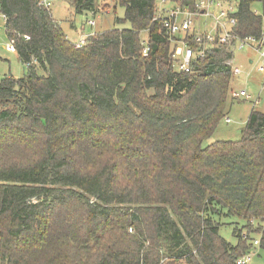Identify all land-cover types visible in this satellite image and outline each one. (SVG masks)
<instances>
[{
  "label": "trees",
  "instance_id": "16d2710c",
  "mask_svg": "<svg viewBox=\"0 0 264 264\" xmlns=\"http://www.w3.org/2000/svg\"><path fill=\"white\" fill-rule=\"evenodd\" d=\"M40 1L0 0L25 66L0 80V264H236L256 238L264 250V112L239 140L203 146L225 117L233 45L176 72L159 0H112L129 29L80 49ZM254 1L239 0L241 37L261 35ZM225 218L242 223L235 245Z\"/></svg>",
  "mask_w": 264,
  "mask_h": 264
},
{
  "label": "rangeland",
  "instance_id": "374dc122",
  "mask_svg": "<svg viewBox=\"0 0 264 264\" xmlns=\"http://www.w3.org/2000/svg\"><path fill=\"white\" fill-rule=\"evenodd\" d=\"M49 8L53 19L59 24L71 43L79 40V34L96 35L113 27L118 29H129L128 23L114 25V19H122L123 8L117 6L113 13L114 2L112 0H94L96 7L95 16L91 13L76 14L68 0H50ZM167 0L157 1L156 7L171 8ZM251 10L257 15L264 16V0H255ZM93 23L90 27L88 23ZM3 22L0 19V80L6 76L21 78L25 73L23 66L10 45V42L3 30ZM249 60L252 63H249ZM232 68L239 67L240 74L232 76L231 93L229 95L225 117L218 123L212 136L206 140L203 146L215 141H237L241 137V130L252 110L264 112V71H259V67H264V61L255 52L244 50L235 52L234 59L229 62ZM244 91L250 99L233 98L232 92ZM257 102V105L254 103ZM229 120L227 123L226 120ZM224 224L219 229V235L229 244L234 245L236 238L232 235L234 225L242 226V223L235 218H225L221 220ZM258 238H256L257 240ZM257 252L249 264H264V250L255 247Z\"/></svg>",
  "mask_w": 264,
  "mask_h": 264
},
{
  "label": "built area",
  "instance_id": "2783aa9c",
  "mask_svg": "<svg viewBox=\"0 0 264 264\" xmlns=\"http://www.w3.org/2000/svg\"><path fill=\"white\" fill-rule=\"evenodd\" d=\"M171 8H157L154 21L160 20L163 24L164 36L168 42L174 43V69L176 72L189 73L194 59L203 58L206 51L214 45L232 44L234 51L250 49L264 61V23L260 37H241L236 33V14L239 0H192L191 4H179L167 0ZM40 5L46 9L51 6L50 0H41ZM3 24L6 17L0 11ZM88 25H91L89 22ZM93 36V35H92ZM91 35H80L74 43L77 49L82 48ZM28 40L27 37H24ZM13 48V42L9 41ZM193 43V47L190 46ZM148 32L142 35V55H148ZM230 65V63H228ZM259 71H264L260 66ZM232 76L240 74L238 68L231 69ZM233 98L250 97L244 92H232ZM257 105V102L254 103ZM228 123L229 120L227 119ZM259 246L258 240L252 242V248L243 257L237 259L236 264H249L255 255L254 248Z\"/></svg>",
  "mask_w": 264,
  "mask_h": 264
},
{
  "label": "crops",
  "instance_id": "0c3cea01",
  "mask_svg": "<svg viewBox=\"0 0 264 264\" xmlns=\"http://www.w3.org/2000/svg\"><path fill=\"white\" fill-rule=\"evenodd\" d=\"M93 16V15H92ZM95 16V15H94ZM260 16V15H259ZM262 18H263V23H264V16H261ZM90 27H94V24L91 22V25H89ZM90 34H93L92 32L90 33ZM90 34H88V35H90ZM66 35V34H65ZM80 35H85L84 33H83V30H82V32L79 34V37H80ZM66 37H67V35H66ZM68 39V38H67ZM246 50H248V51H251V52H253L252 50H250V49H246ZM244 51V50H243ZM243 51H235V52H243ZM249 63H252V61L251 60H249ZM236 68H238L239 69V67H236ZM234 77V76H233ZM235 245V244H234ZM254 252H255V254L257 253L256 251H255V248H254Z\"/></svg>",
  "mask_w": 264,
  "mask_h": 264
}]
</instances>
